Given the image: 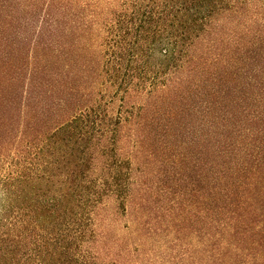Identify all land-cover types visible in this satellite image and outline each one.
I'll return each instance as SVG.
<instances>
[{"label":"trees","instance_id":"1","mask_svg":"<svg viewBox=\"0 0 264 264\" xmlns=\"http://www.w3.org/2000/svg\"><path fill=\"white\" fill-rule=\"evenodd\" d=\"M0 47V264H264V0H0Z\"/></svg>","mask_w":264,"mask_h":264},{"label":"rangeland","instance_id":"2","mask_svg":"<svg viewBox=\"0 0 264 264\" xmlns=\"http://www.w3.org/2000/svg\"><path fill=\"white\" fill-rule=\"evenodd\" d=\"M8 35V34H7ZM0 54H3V56H8V55H12L14 56L15 51L14 50H9L8 48H4V47H0ZM20 54H22L23 56V49H20ZM13 58V57H12ZM12 61V60H11ZM10 61V62H11ZM193 160V161H192ZM190 162H186L184 163L183 166V170L180 174V176L182 177V182L180 184V194H183L182 196V201H183V205L188 207L189 205L191 206V204L194 205V210L193 213L191 214V216H193L194 219H197L198 215H199V207H198V202H199V194L200 191L199 189L201 188L199 182H198V170H197V162H195V159H192ZM193 192V194L191 195V193ZM194 195V197H193ZM108 211L111 213L113 210V214H109L110 217L112 219L115 218L114 224H115V228L113 229L114 234L115 235H126L127 233V229L126 227L130 226L131 224V220L132 217H128V216H121L119 213L114 214V204L112 202H110L108 204ZM191 207H188V210H191ZM186 211L187 213L189 211ZM190 225L187 224V227H189ZM191 227V226H190ZM197 228V225H196ZM194 234L196 235V233H193V230H187L186 231V235H191Z\"/></svg>","mask_w":264,"mask_h":264}]
</instances>
